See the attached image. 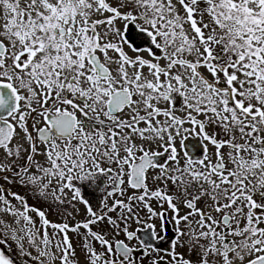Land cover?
Wrapping results in <instances>:
<instances>
[{"label": "snow or ice", "instance_id": "snow-or-ice-1", "mask_svg": "<svg viewBox=\"0 0 264 264\" xmlns=\"http://www.w3.org/2000/svg\"><path fill=\"white\" fill-rule=\"evenodd\" d=\"M0 264H264V0H0Z\"/></svg>", "mask_w": 264, "mask_h": 264}, {"label": "rangeland", "instance_id": "rangeland-1", "mask_svg": "<svg viewBox=\"0 0 264 264\" xmlns=\"http://www.w3.org/2000/svg\"><path fill=\"white\" fill-rule=\"evenodd\" d=\"M11 187V186H10ZM13 190H15V191H19L21 194H24V189L22 190L21 188H13ZM29 203L31 204V203H37V201H35L32 197H31V195H29ZM37 206H42V207H44V208H47V205L46 204H43L42 202H40V203H37ZM81 208H82V206H80ZM49 219H52V220H58L59 219V217L56 215V214H54V213H52L51 212V210H49ZM76 219L77 220H80V219H82V216H77L76 217ZM71 235V234H70Z\"/></svg>", "mask_w": 264, "mask_h": 264}, {"label": "flooded vegetation", "instance_id": "flooded-vegetation-1", "mask_svg": "<svg viewBox=\"0 0 264 264\" xmlns=\"http://www.w3.org/2000/svg\"><path fill=\"white\" fill-rule=\"evenodd\" d=\"M193 139H195V137L190 138V141H189L190 144H191V141H192ZM22 190H23V189H22ZM133 227L136 228V227H139V226L134 224Z\"/></svg>", "mask_w": 264, "mask_h": 264}]
</instances>
